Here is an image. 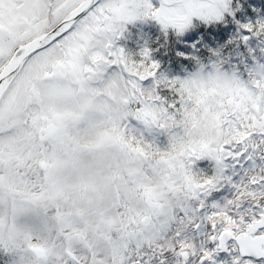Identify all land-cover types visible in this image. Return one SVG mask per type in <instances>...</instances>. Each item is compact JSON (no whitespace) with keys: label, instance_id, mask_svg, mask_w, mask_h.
I'll list each match as a JSON object with an SVG mask.
<instances>
[{"label":"snow or ice","instance_id":"1","mask_svg":"<svg viewBox=\"0 0 264 264\" xmlns=\"http://www.w3.org/2000/svg\"><path fill=\"white\" fill-rule=\"evenodd\" d=\"M0 264H264V0H0Z\"/></svg>","mask_w":264,"mask_h":264}]
</instances>
